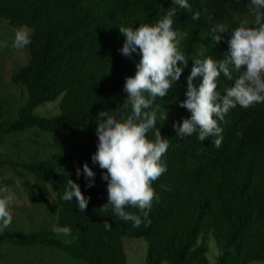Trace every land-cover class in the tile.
I'll list each match as a JSON object with an SVG mask.
<instances>
[{"label":"trees","instance_id":"16d2710c","mask_svg":"<svg viewBox=\"0 0 264 264\" xmlns=\"http://www.w3.org/2000/svg\"><path fill=\"white\" fill-rule=\"evenodd\" d=\"M188 2L192 12L178 9L174 18V30L188 34L180 45L188 66L168 96L156 101L168 111L166 122L159 120V113L157 121L170 145L163 157L167 171L152 185L159 199L149 213L151 223L145 220L134 228L111 210L100 209L107 202V182L101 178L106 170L91 160L98 143L96 117L100 111L120 115L119 105L128 95L123 86L127 77L135 75L140 59L137 53L126 57L119 51L125 41L119 26L154 24L173 6L172 0H0V24L5 21L16 29L32 30L30 61L12 75V83L22 86L28 99L15 119L4 117L0 122V147L10 135L29 130L54 135L50 157L32 163L0 157V169H11L27 191L35 189L39 196L48 195L50 187L56 194L58 225L72 230L67 237L71 243L51 230L20 237L4 232L0 247H50L87 264H128L123 239H145L146 264H209L206 241L213 238L219 250L216 264L264 262V104L230 109L220 122L219 148L213 143L215 137L201 142L197 133L182 139L173 128L191 116L180 103L186 99L192 56L203 46L205 55L223 59L237 18L252 20L249 0ZM197 11L200 18L192 20ZM217 23L228 31L215 45L210 30ZM201 79L194 83L199 86ZM231 84L221 75L220 91ZM59 99L57 116L44 117L36 111ZM0 113H5L3 107ZM85 162L96 174L91 188L83 175H76ZM68 179L90 197L85 212L79 211L75 198L61 199ZM127 210L140 214L137 209Z\"/></svg>","mask_w":264,"mask_h":264},{"label":"clouds","instance_id":"9594fccd","mask_svg":"<svg viewBox=\"0 0 264 264\" xmlns=\"http://www.w3.org/2000/svg\"><path fill=\"white\" fill-rule=\"evenodd\" d=\"M172 4L154 24L142 23L137 28L119 26L125 37L119 51L126 57L137 53L140 59L135 75L127 77L123 86L128 95L119 105L120 115L100 111L96 117L98 143L91 160L106 170L101 178L107 182V202L100 209L111 210L120 220L132 222L134 228H139L145 220L151 223L148 216L153 203L159 199L152 185L167 171L163 157L170 145L157 121L159 113V120L166 122L168 111H162L156 101L168 96L189 61L180 48L188 34L174 30V18L178 9L191 13L192 6L188 0H172ZM248 12L251 22L237 18L238 27L232 29L229 52L223 59L205 55L207 48L203 46L192 56L186 99L180 103L191 116L183 119L182 124H173L176 136L183 139L198 133L195 136L201 142L215 137L213 143L219 148L223 132L220 122L225 121L230 109L264 104V0H249ZM199 18L198 11L191 16L192 20ZM226 31L228 27L222 23L211 27L215 45L221 42V33ZM30 43L26 27L15 31L12 44L15 49L23 50ZM233 72L238 75L234 77ZM221 75L232 81L223 91L219 90ZM198 77L202 78L199 86L194 83ZM76 175L84 176L86 187L94 186L96 174L87 162L82 169L77 167ZM74 198L79 211L85 212L90 197H85L78 183L68 179L61 199L73 201ZM12 203L11 194L0 195V234L12 225ZM129 208L137 209L140 214L128 211ZM105 228L110 229L111 224L105 222ZM51 231L65 237L72 234L68 226H53Z\"/></svg>","mask_w":264,"mask_h":264},{"label":"rangeland","instance_id":"374dc122","mask_svg":"<svg viewBox=\"0 0 264 264\" xmlns=\"http://www.w3.org/2000/svg\"><path fill=\"white\" fill-rule=\"evenodd\" d=\"M31 33L32 30L27 28ZM17 29L7 22L0 24V122L4 117L15 119L19 108L28 99L27 91L12 83V75L30 61L29 45L23 50L15 49L13 44L14 34ZM60 99L47 103L36 111L44 117L57 116L60 113ZM54 135L37 130L12 134L5 139L0 147V157L14 162H38L52 155ZM33 184L32 176H27ZM34 194L32 196L31 194ZM11 194L13 203L12 225L4 232L13 237L28 235L40 230H51L58 225V207L55 192L48 187V195L39 196L37 190L27 191L21 179L11 169H0V195ZM58 235V234H57ZM61 241L69 239L58 235ZM202 242V239H201ZM128 264H146L148 243L145 239H123ZM209 247L207 258L209 264H216L219 255L218 246L213 238L206 241ZM0 264H87L76 261L66 253L50 247L15 248L0 247ZM251 264H264L253 262Z\"/></svg>","mask_w":264,"mask_h":264}]
</instances>
